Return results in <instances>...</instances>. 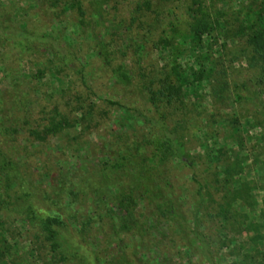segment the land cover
<instances>
[{
    "label": "rangeland",
    "instance_id": "1",
    "mask_svg": "<svg viewBox=\"0 0 264 264\" xmlns=\"http://www.w3.org/2000/svg\"><path fill=\"white\" fill-rule=\"evenodd\" d=\"M143 1L108 0L101 12L104 23L93 28L114 52L111 64L135 70L124 86L111 78L89 28L77 24L74 11L43 15L30 0H0V150L17 168L11 200L0 213V264H47L34 226L17 217L52 206L46 199L49 175L70 155L74 161L97 146L111 127L139 129L110 103L144 106L135 68L138 43L144 79L167 70L173 81L183 82L169 117L194 166L174 156L168 160L178 216L126 232L102 221L86 197L65 210L71 215L68 225L55 227L59 245L86 264H264V115L245 92L258 89L264 104V62L244 34L253 17L264 14V0H149L147 8ZM87 6L82 1L86 11ZM131 16L136 17L132 29L139 32L134 38L121 30ZM193 22L213 29L193 37ZM14 26L68 39L74 67L33 52L17 54L2 32ZM233 91L245 98L227 100ZM49 123L57 128L42 140L30 134ZM193 179L202 184L201 203ZM196 208L210 262L191 233ZM142 215L138 211L135 217ZM85 216L89 222L80 231Z\"/></svg>",
    "mask_w": 264,
    "mask_h": 264
},
{
    "label": "trees",
    "instance_id": "2",
    "mask_svg": "<svg viewBox=\"0 0 264 264\" xmlns=\"http://www.w3.org/2000/svg\"><path fill=\"white\" fill-rule=\"evenodd\" d=\"M82 1L88 4L86 11L82 8ZM108 0H30L35 9L43 15L73 13L79 26L89 28L91 39H94L95 52L102 64L109 69L111 78L121 85H129L135 73L133 67L121 63L111 64L114 54L106 43L101 40V34L93 30L95 25L103 24L101 12ZM166 2L168 0H159ZM149 0L143 1L148 7ZM144 11V9H142ZM136 17L131 16L123 29V33L134 38L138 31L132 29ZM244 31L246 41L255 55L261 56L264 62V14L259 12L253 17ZM103 21V22H102ZM197 21V20H195ZM147 24V27L148 23ZM190 34L199 38L202 33L213 29L212 25L193 22ZM119 30V32H122ZM4 36L10 46L19 52H33L42 55L51 63L63 67H74V54L68 44V39L57 38L53 35H32L19 26L10 29L3 28ZM103 37V34H102ZM136 75L141 80L143 107L133 102L125 104L118 101L110 102L115 105L114 111L125 112L139 124V129L127 132L111 127L102 141L94 147H87L85 152L72 161V155L57 165L49 175L46 199L52 206L39 208L33 212L27 211L17 217L18 220L32 224L35 228L34 237L37 244L46 250L47 264H86L73 252L62 249L56 238L55 227L68 225L66 221L71 217L64 214L69 206L82 202L88 197L91 204L98 209V213L108 226L125 230H145L147 226L168 222L178 216L179 201L173 193L168 172V160L174 156L183 164L193 168V161L185 150L184 141L169 117V106L178 100L183 91L180 79L173 81L170 72L165 71L161 77L144 79L141 67V45L135 46ZM188 84V83H186ZM248 99L255 108L264 115V104L258 89L245 91ZM245 98L240 92L233 91L225 98L231 102ZM171 114V113H170ZM114 119V117H113ZM56 125L49 123L39 130L32 129L30 134L42 140L46 135L56 130ZM15 162L0 150V213L5 207V201L11 200L13 176L16 173ZM194 194L198 202L203 201L202 184L193 179ZM7 205L9 203H6ZM53 209V210H52ZM142 212V219L135 215ZM196 208L192 219L191 233L197 240L202 257L206 262L212 259L209 242L204 233L198 231ZM80 221L78 230L83 231L88 225L87 216ZM181 223H179V228ZM184 233V232H183ZM207 237V235H206Z\"/></svg>",
    "mask_w": 264,
    "mask_h": 264
}]
</instances>
